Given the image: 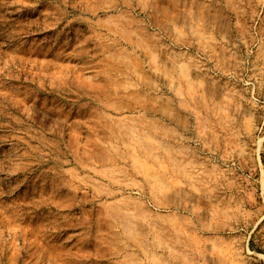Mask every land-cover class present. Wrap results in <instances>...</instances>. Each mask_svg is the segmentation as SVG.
Here are the masks:
<instances>
[{
  "label": "rangeland",
  "instance_id": "obj_1",
  "mask_svg": "<svg viewBox=\"0 0 264 264\" xmlns=\"http://www.w3.org/2000/svg\"><path fill=\"white\" fill-rule=\"evenodd\" d=\"M0 264H264V0H0Z\"/></svg>",
  "mask_w": 264,
  "mask_h": 264
}]
</instances>
